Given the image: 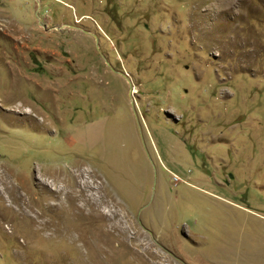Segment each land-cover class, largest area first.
<instances>
[{"label":"rangeland","instance_id":"rangeland-1","mask_svg":"<svg viewBox=\"0 0 264 264\" xmlns=\"http://www.w3.org/2000/svg\"><path fill=\"white\" fill-rule=\"evenodd\" d=\"M0 264H264V0H0Z\"/></svg>","mask_w":264,"mask_h":264},{"label":"bare ground","instance_id":"bare-ground-1","mask_svg":"<svg viewBox=\"0 0 264 264\" xmlns=\"http://www.w3.org/2000/svg\"><path fill=\"white\" fill-rule=\"evenodd\" d=\"M2 174V173H1ZM2 177H3V175H2ZM93 223V222H92ZM94 226V225H93ZM96 237L97 238H101L102 237V232H98L97 234H96ZM96 238V239H97ZM104 240V239H103ZM102 241V240H101ZM103 244V243H102ZM104 250V249H103Z\"/></svg>","mask_w":264,"mask_h":264}]
</instances>
